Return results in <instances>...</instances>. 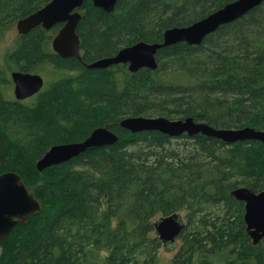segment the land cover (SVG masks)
I'll list each match as a JSON object with an SVG mask.
<instances>
[{
    "label": "trees",
    "instance_id": "1",
    "mask_svg": "<svg viewBox=\"0 0 264 264\" xmlns=\"http://www.w3.org/2000/svg\"><path fill=\"white\" fill-rule=\"evenodd\" d=\"M49 1L0 0V32ZM232 1L117 0L107 13L86 0L76 28L80 61L52 51L60 25L19 37L10 55L19 70L71 74L46 82L27 102L0 94V173H18L41 204L0 240V264H264V238L251 242L243 202L230 194L264 188L259 141L226 144L200 133L171 138L119 126L125 117L162 116L264 130V1L199 45L160 48L154 70L82 65L140 41L161 42L165 29ZM98 127L116 142L36 169L50 146L83 141ZM172 213L184 227L168 249L153 224ZM162 246L177 249L166 259Z\"/></svg>",
    "mask_w": 264,
    "mask_h": 264
},
{
    "label": "water",
    "instance_id": "2",
    "mask_svg": "<svg viewBox=\"0 0 264 264\" xmlns=\"http://www.w3.org/2000/svg\"><path fill=\"white\" fill-rule=\"evenodd\" d=\"M86 0H50L36 11L18 19L15 28L19 34H27L34 27L43 30L60 25L51 39L52 51L58 56L80 58L79 37L76 33L81 18L80 7ZM117 0H91L93 6L111 13ZM264 0H234L211 12L205 17L182 27L167 28L162 33L161 42H137L119 49L114 55L102 57L90 63L82 62L86 69L107 68L112 65L125 64L128 71L135 72L141 68L154 70L157 67L155 55L160 48L177 42L199 45L219 26L230 23ZM10 79L13 83L15 100H24L39 92L43 86V78L37 73L12 71ZM119 126L131 133L140 131H158L171 138L186 135L202 134L217 138L231 144L237 141H259L264 146V130L251 127L215 129L205 122L194 121L193 118L167 119L157 117H125ZM116 135L107 127H98L80 142L59 143L50 146L36 161L37 170L61 163L78 155L89 147L108 146L116 142ZM230 194L243 202V221L245 230L253 244L264 238V188L254 192L247 187H237ZM41 208L39 200L28 190L20 175L14 171L0 173V240L8 235L13 227L22 224L29 216ZM154 232L165 248L172 249L173 243L184 227L178 213L161 216L153 224ZM2 248L0 247V256Z\"/></svg>",
    "mask_w": 264,
    "mask_h": 264
},
{
    "label": "rangeland",
    "instance_id": "3",
    "mask_svg": "<svg viewBox=\"0 0 264 264\" xmlns=\"http://www.w3.org/2000/svg\"><path fill=\"white\" fill-rule=\"evenodd\" d=\"M15 23L13 24L12 27L5 29V30H2L0 32V88H1L0 94L6 100L14 99L13 83L10 79V73L12 71H21L18 69L19 67L14 63V61L10 57L11 53L15 49L16 42L19 40V37L21 35H23V34H19L17 32V30L15 28ZM57 30H58V28L56 29V31ZM47 31H49V30H47ZM50 34H51V32H48V35H50ZM54 35L51 36V39L53 38ZM51 39H50V42H51ZM50 47H51V45H50ZM29 73H31V72H29ZM33 73H37L43 78L42 88L44 87L46 82H49L51 79L56 78L57 76L71 74V73L66 72V71H57V70H55L51 67H48V66H46V67L39 66L36 70H34ZM29 99H30V97H29ZM27 101H28V99L25 100V102H27ZM180 215H182L184 217L183 212H180ZM177 242H178V246H179V244H180L179 240ZM176 249H177V247H176ZM176 249L174 251L166 250L162 246L160 253L162 255H164V257L167 259V258H170L174 254Z\"/></svg>",
    "mask_w": 264,
    "mask_h": 264
},
{
    "label": "flooded vegetation",
    "instance_id": "4",
    "mask_svg": "<svg viewBox=\"0 0 264 264\" xmlns=\"http://www.w3.org/2000/svg\"><path fill=\"white\" fill-rule=\"evenodd\" d=\"M58 29H59V27H58ZM56 34V33H55Z\"/></svg>",
    "mask_w": 264,
    "mask_h": 264
}]
</instances>
